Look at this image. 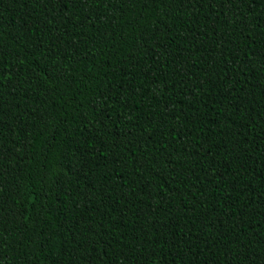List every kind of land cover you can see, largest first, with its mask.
Returning <instances> with one entry per match:
<instances>
[{
	"label": "trees",
	"instance_id": "trees-1",
	"mask_svg": "<svg viewBox=\"0 0 264 264\" xmlns=\"http://www.w3.org/2000/svg\"><path fill=\"white\" fill-rule=\"evenodd\" d=\"M0 264H264V0H0Z\"/></svg>",
	"mask_w": 264,
	"mask_h": 264
}]
</instances>
